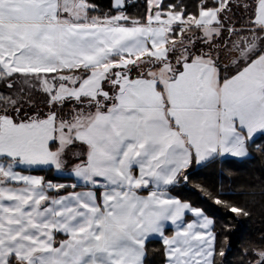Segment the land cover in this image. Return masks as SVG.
<instances>
[{
	"label": "snow or ice",
	"instance_id": "1",
	"mask_svg": "<svg viewBox=\"0 0 264 264\" xmlns=\"http://www.w3.org/2000/svg\"><path fill=\"white\" fill-rule=\"evenodd\" d=\"M135 7L0 0V264H147L150 240L160 264L225 257L219 210L173 193L196 167L264 158V0ZM239 258L264 264V232Z\"/></svg>",
	"mask_w": 264,
	"mask_h": 264
},
{
	"label": "trees",
	"instance_id": "2",
	"mask_svg": "<svg viewBox=\"0 0 264 264\" xmlns=\"http://www.w3.org/2000/svg\"><path fill=\"white\" fill-rule=\"evenodd\" d=\"M131 2V0H130ZM189 4L193 0H186ZM95 3L103 9H107L110 0H95ZM137 7L130 8L133 17L143 13V0H136ZM192 33H189L191 35ZM46 177H55L59 182H69L67 175H57L54 172H38ZM201 186H206L215 192L222 194V198L229 202H235L241 207H246L251 213L249 218L236 217L235 214L225 216L226 209L216 206L207 199L202 192ZM173 194L185 201L196 204L202 208L218 209L216 220L224 223L225 220L230 225V234L221 236L222 247L225 246V257L216 256V264H241L239 253L248 240L258 237L264 232V158L258 153H253L250 157L237 160L229 158L227 162H217L207 167H200L192 171V179L188 184H181L174 189ZM215 194V193H214ZM219 228L217 232H219ZM147 264H160L161 257L154 255L160 244L156 240L148 242Z\"/></svg>",
	"mask_w": 264,
	"mask_h": 264
},
{
	"label": "rangeland",
	"instance_id": "3",
	"mask_svg": "<svg viewBox=\"0 0 264 264\" xmlns=\"http://www.w3.org/2000/svg\"><path fill=\"white\" fill-rule=\"evenodd\" d=\"M224 62L227 63L228 60H225ZM3 90H4V85H3V84H0V91H3ZM34 99H36V100L39 102V101H41L43 98L37 94L36 96H34ZM49 134H50V133H49ZM197 168H200V167H196L195 169H197ZM33 174L42 175V174H40V173H38V172H35V173H33ZM60 175H68V174H67V173H63V174H60Z\"/></svg>",
	"mask_w": 264,
	"mask_h": 264
},
{
	"label": "crops",
	"instance_id": "4",
	"mask_svg": "<svg viewBox=\"0 0 264 264\" xmlns=\"http://www.w3.org/2000/svg\"><path fill=\"white\" fill-rule=\"evenodd\" d=\"M170 19H174V17H172V18H170ZM165 23H168V21H165ZM248 158V157H247ZM232 159H237V160H243V159H246V158H232ZM150 241H152V240H150ZM149 241V242H150Z\"/></svg>",
	"mask_w": 264,
	"mask_h": 264
}]
</instances>
